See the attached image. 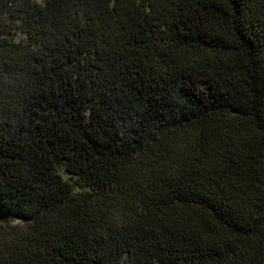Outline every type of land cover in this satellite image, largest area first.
Here are the masks:
<instances>
[{"label": "trees", "instance_id": "trees-1", "mask_svg": "<svg viewBox=\"0 0 264 264\" xmlns=\"http://www.w3.org/2000/svg\"><path fill=\"white\" fill-rule=\"evenodd\" d=\"M0 264H264V0H0Z\"/></svg>", "mask_w": 264, "mask_h": 264}]
</instances>
